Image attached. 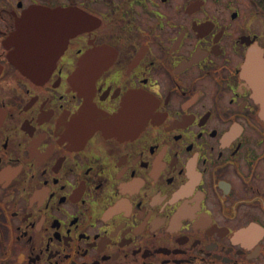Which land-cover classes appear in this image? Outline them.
Segmentation results:
<instances>
[{
    "label": "flooded vegetation",
    "instance_id": "af4514ba",
    "mask_svg": "<svg viewBox=\"0 0 264 264\" xmlns=\"http://www.w3.org/2000/svg\"><path fill=\"white\" fill-rule=\"evenodd\" d=\"M0 264H264V0H0Z\"/></svg>",
    "mask_w": 264,
    "mask_h": 264
},
{
    "label": "water",
    "instance_id": "95a60500",
    "mask_svg": "<svg viewBox=\"0 0 264 264\" xmlns=\"http://www.w3.org/2000/svg\"><path fill=\"white\" fill-rule=\"evenodd\" d=\"M35 72V71H34ZM49 72H50V69H48V70H38V72H35V74L37 75V76H47L48 74H49ZM43 73L45 74V75H43Z\"/></svg>",
    "mask_w": 264,
    "mask_h": 264
}]
</instances>
